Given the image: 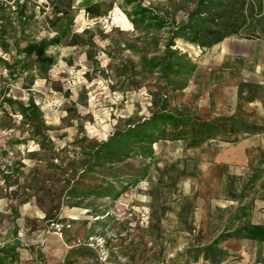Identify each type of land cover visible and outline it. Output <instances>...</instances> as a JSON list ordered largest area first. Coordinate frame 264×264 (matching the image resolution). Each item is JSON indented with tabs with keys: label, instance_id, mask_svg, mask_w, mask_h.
Returning <instances> with one entry per match:
<instances>
[{
	"label": "rangeland",
	"instance_id": "obj_1",
	"mask_svg": "<svg viewBox=\"0 0 264 264\" xmlns=\"http://www.w3.org/2000/svg\"><path fill=\"white\" fill-rule=\"evenodd\" d=\"M239 42L264 0H0V264H264L229 242L264 225L229 170L264 83L230 87Z\"/></svg>",
	"mask_w": 264,
	"mask_h": 264
},
{
	"label": "crops",
	"instance_id": "obj_2",
	"mask_svg": "<svg viewBox=\"0 0 264 264\" xmlns=\"http://www.w3.org/2000/svg\"><path fill=\"white\" fill-rule=\"evenodd\" d=\"M231 49L229 61L228 83L235 87V95L242 81L247 82L245 76L264 77V44L253 43L248 51H241V43L226 44ZM236 49V50H235ZM244 76V78L242 77ZM262 80H260L261 82ZM259 96L250 99H237L235 97L234 115L249 125V131L241 135L233 132L234 143L228 146V162L232 172L245 173L252 176L250 196L256 195L260 203L264 204V83L257 85ZM246 175V176H247ZM253 193V194H252ZM241 221L236 232L230 238L232 248L246 254L252 251L264 252V225L252 224L253 219L262 218V214L255 213L251 208L241 214ZM257 246V248H256ZM256 248V249H255ZM28 264V263H25Z\"/></svg>",
	"mask_w": 264,
	"mask_h": 264
},
{
	"label": "bare ground",
	"instance_id": "obj_3",
	"mask_svg": "<svg viewBox=\"0 0 264 264\" xmlns=\"http://www.w3.org/2000/svg\"><path fill=\"white\" fill-rule=\"evenodd\" d=\"M117 13L116 15L114 14L115 17V21L122 26L124 29L128 30V29H132L133 25L131 24V22L129 21L127 15L120 9V8H116Z\"/></svg>",
	"mask_w": 264,
	"mask_h": 264
},
{
	"label": "trees",
	"instance_id": "obj_4",
	"mask_svg": "<svg viewBox=\"0 0 264 264\" xmlns=\"http://www.w3.org/2000/svg\"><path fill=\"white\" fill-rule=\"evenodd\" d=\"M244 25L243 24H240V25H233V27H230V30L231 31H227L225 32V34L219 38V40L223 39L224 37H226L227 35H230V34H237L239 33V31L242 29Z\"/></svg>",
	"mask_w": 264,
	"mask_h": 264
}]
</instances>
